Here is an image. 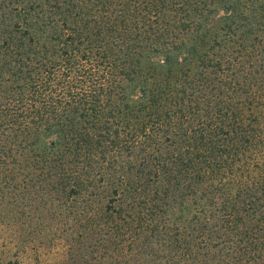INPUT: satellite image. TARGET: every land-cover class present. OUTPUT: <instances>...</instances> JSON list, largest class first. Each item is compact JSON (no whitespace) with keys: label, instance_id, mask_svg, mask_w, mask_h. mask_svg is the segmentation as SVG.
I'll return each instance as SVG.
<instances>
[{"label":"rangeland","instance_id":"1","mask_svg":"<svg viewBox=\"0 0 264 264\" xmlns=\"http://www.w3.org/2000/svg\"><path fill=\"white\" fill-rule=\"evenodd\" d=\"M263 13L264 0H0V264H264V207L237 225L211 213L225 196L199 171L235 159L218 109L263 86ZM73 46L100 71L122 61L118 87L13 127L7 95Z\"/></svg>","mask_w":264,"mask_h":264},{"label":"trees","instance_id":"2","mask_svg":"<svg viewBox=\"0 0 264 264\" xmlns=\"http://www.w3.org/2000/svg\"><path fill=\"white\" fill-rule=\"evenodd\" d=\"M74 49L73 46L72 49L64 51L59 60L53 63L52 69L47 71V77L38 76L34 79L31 77L30 83L26 82L18 87V95H13L12 92L7 95L5 113L13 127L17 125L21 132L28 134L32 130H38L50 115H58V108L62 105L72 111L78 108L81 101L97 105L98 101H101L106 85H110L111 89L118 87L120 79L115 68H118L122 61L118 58L108 61L110 65H107V70L100 71V67L96 65L99 62L93 55L94 52L92 53L93 49L85 48L83 51L78 47L73 51ZM123 74L128 75L126 72ZM121 80L125 81L122 78ZM218 113L230 118L231 137L235 141L233 151H229L227 156L229 159L234 157L235 159L230 168L228 165L224 167L215 165L203 167L199 171L206 191L225 196L222 197L225 201L222 207L214 203L211 213L224 210L228 220L234 221L232 224L237 225L242 220L244 212H254L264 207L260 202L264 194V76L263 86L252 88L243 104L236 105L232 112L223 113L219 107ZM57 126L53 132L57 137H62L59 134L62 129L60 125ZM64 145L63 151L66 156L71 146ZM50 147L56 148V142ZM225 173L229 177L228 185L225 180L217 181V178H226Z\"/></svg>","mask_w":264,"mask_h":264}]
</instances>
